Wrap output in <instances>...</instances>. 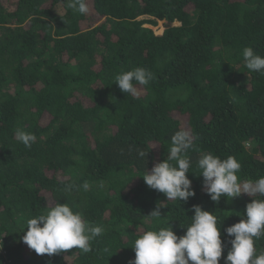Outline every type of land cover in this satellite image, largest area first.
Masks as SVG:
<instances>
[{"label": "trees", "instance_id": "trees-1", "mask_svg": "<svg viewBox=\"0 0 264 264\" xmlns=\"http://www.w3.org/2000/svg\"><path fill=\"white\" fill-rule=\"evenodd\" d=\"M91 14L65 0H0V264H130L143 232L171 225L184 235L193 205L217 216L224 264L226 229L264 197L212 201L198 160L233 156L239 182L264 177V73L242 56H264V0H93ZM158 20L162 34L145 26ZM136 67L154 79L132 96L115 77ZM17 129L35 134L31 148ZM181 129L194 136L187 202L142 177ZM84 181L88 191L67 190ZM58 202L103 227L90 252L39 255L23 242L27 221ZM159 202L161 217L147 216ZM254 247L264 253V237Z\"/></svg>", "mask_w": 264, "mask_h": 264}, {"label": "clouds", "instance_id": "clouds-1", "mask_svg": "<svg viewBox=\"0 0 264 264\" xmlns=\"http://www.w3.org/2000/svg\"><path fill=\"white\" fill-rule=\"evenodd\" d=\"M66 7L86 15L90 12L88 0H65ZM244 65L251 72L264 73V56L245 47L242 52ZM154 74L144 68L136 67L116 75L115 83L120 90L132 96H138L136 85L147 86ZM16 138L27 148L36 140L34 133L17 129ZM194 136L187 129H181L171 137L168 155L156 162L150 171L142 176L151 189L163 193L168 201L187 202L195 195L192 181L186 175L191 166L187 151L193 147ZM149 151L140 150L139 156L146 158ZM175 162V163H173ZM203 177V189L214 202L221 197L234 198L242 193L250 197H264V177L239 182L237 173L241 164L233 156L221 159L211 154H203L198 160ZM82 187L90 188L89 182L82 185H69L67 190ZM166 204L159 202L149 217H161L160 209ZM194 215L186 227V233L178 236L171 225L159 230H147L134 242L135 258L130 264H219L225 247L221 239V225L215 213L202 210L193 205ZM27 231L22 237L25 244L37 254L49 256L79 249L90 252L91 241L104 232L102 226L88 222L83 213L74 211L68 203H55L46 214H40L27 221ZM231 245L224 264H264V253L256 254L254 241L264 237V199H252L246 205V213L239 222L226 229ZM234 237V238H233Z\"/></svg>", "mask_w": 264, "mask_h": 264}, {"label": "rangeland", "instance_id": "rangeland-1", "mask_svg": "<svg viewBox=\"0 0 264 264\" xmlns=\"http://www.w3.org/2000/svg\"><path fill=\"white\" fill-rule=\"evenodd\" d=\"M88 3H89V7H90V12L87 15L92 17L91 13L93 11V0H88ZM139 19L151 20V19H153V17L149 16V15H143V16L139 17ZM91 21L94 23L93 18L91 19ZM145 26L152 28L157 34H162L164 29H165V21L164 20H158L156 24L147 22V23H145Z\"/></svg>", "mask_w": 264, "mask_h": 264}]
</instances>
